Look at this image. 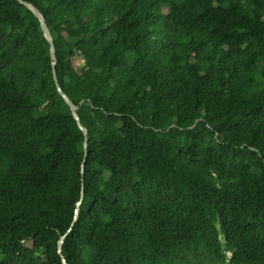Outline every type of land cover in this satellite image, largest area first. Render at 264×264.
<instances>
[{"label":"trees","instance_id":"trees-1","mask_svg":"<svg viewBox=\"0 0 264 264\" xmlns=\"http://www.w3.org/2000/svg\"><path fill=\"white\" fill-rule=\"evenodd\" d=\"M24 1L89 155L0 0V264H264V0Z\"/></svg>","mask_w":264,"mask_h":264},{"label":"water","instance_id":"water-1","mask_svg":"<svg viewBox=\"0 0 264 264\" xmlns=\"http://www.w3.org/2000/svg\"><path fill=\"white\" fill-rule=\"evenodd\" d=\"M20 3L24 4L25 6H27L29 9H31L33 11V13L35 14V16L39 19L40 21V25H41V29L44 33L45 38L47 39V41L49 42L50 45V55H51V59H52V65H53V77H54V81L56 84V87L58 89V92L60 93V95L64 98V100L66 101V103L69 105L73 116L75 117V119L77 120V123L79 125V127L81 128V130L83 131L84 134V159H83V165L81 168V174H82V196L84 195V182H85V173H86V162H87V158L89 155V135H88V130L87 128L81 123L80 117L77 113V106L73 103V101L70 99V97L64 92V90L62 89V86L59 82L58 79V75H57V70H56V64H57V60H56V47H55V43H54V38L53 35L49 29V26L44 18V16L42 15V13L35 8L33 5L27 3L24 0H18ZM81 204V201L78 202L77 204V209H76V214H75V221L78 219L79 217V206ZM65 236L61 238V240L59 241V253L61 254L62 258H63V262L64 264H68L66 259L64 258L63 254H62V244L64 242Z\"/></svg>","mask_w":264,"mask_h":264},{"label":"rangeland","instance_id":"rangeland-1","mask_svg":"<svg viewBox=\"0 0 264 264\" xmlns=\"http://www.w3.org/2000/svg\"><path fill=\"white\" fill-rule=\"evenodd\" d=\"M82 63H83V60L82 59H80V58H76L75 59V63L74 64L76 65V67H79V65H81Z\"/></svg>","mask_w":264,"mask_h":264}]
</instances>
